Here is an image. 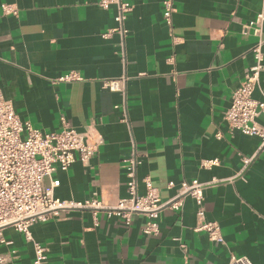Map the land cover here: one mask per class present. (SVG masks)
Masks as SVG:
<instances>
[{"label":"crops","instance_id":"1","mask_svg":"<svg viewBox=\"0 0 264 264\" xmlns=\"http://www.w3.org/2000/svg\"><path fill=\"white\" fill-rule=\"evenodd\" d=\"M125 1L131 9L121 36L115 9H101L98 0H0V92L35 129L58 132L65 116L79 132L102 138L87 165L76 161L52 176L57 199L95 197L115 206L127 197L124 161L135 152L139 193L144 177L164 201L183 181L217 182L204 189L201 207L222 243L194 231L198 205L186 197L181 210L159 215L155 236L144 235L143 216L128 226L103 212L95 224L89 211L35 222L29 231L46 250L44 264H227L231 256L264 264V147L223 120L253 65L256 39L243 26L261 0H174L172 35L163 0ZM5 6L16 14L3 13ZM70 72L82 81L55 82ZM121 77L124 92L102 87ZM259 88L258 100L264 70ZM257 122L264 125V116ZM244 158L252 159L246 168ZM212 160L217 165L200 167ZM0 256L7 264H32L34 252L22 233L5 228Z\"/></svg>","mask_w":264,"mask_h":264},{"label":"built area","instance_id":"2","mask_svg":"<svg viewBox=\"0 0 264 264\" xmlns=\"http://www.w3.org/2000/svg\"><path fill=\"white\" fill-rule=\"evenodd\" d=\"M173 1L162 2V19L170 35L173 32ZM97 5L104 10L112 7L115 9L114 21L118 27L114 32L123 36L126 33L124 22L131 9L130 5L125 0H98ZM2 11L5 14H16L15 9L7 6L3 7ZM263 28L264 0H261L259 12L243 26V33H249L256 39L251 48L253 65L239 87L231 94L230 105L223 114V120L230 131L257 137L261 147H264V125H260L257 119L264 116V96L261 95L262 99L258 100L253 98V94L260 90V74L264 70ZM77 81H82V78L75 72L55 80L56 83ZM125 82L124 77L106 80L102 82V87L110 92L122 93ZM216 138L219 139L220 134H216ZM101 144L100 136H93L89 130L79 132L65 116H60L59 131L55 133H44L27 122H21L14 112L13 104L5 100L0 92V241L3 229H15L32 245V264H44L46 250L32 239L29 231L35 222L55 219L60 214L74 211H89L95 224L97 213L103 212L107 218H118L128 226L132 218L143 216L146 220L144 235L155 236L159 231V215L166 209L181 210L183 200L191 197L198 205L194 231L205 232L211 242L222 243L219 226L204 220V210L201 207L204 189L217 182L183 181L177 186L176 194L164 201L153 187L151 178L144 177L141 180L143 192L139 193L136 169L141 164V159L135 152L124 161L127 197L119 200L115 206H104L95 197L83 201L57 199L54 189L59 183L52 180V176L57 172H67L76 161L87 165ZM251 160L244 158L243 168H246ZM215 165L216 160L204 161L200 167L209 168ZM46 179L50 180L48 186L44 185ZM172 187L173 184H168V188ZM7 263V257L0 256V264ZM183 264H187L186 260ZM227 264L252 263L246 257L231 256Z\"/></svg>","mask_w":264,"mask_h":264}]
</instances>
